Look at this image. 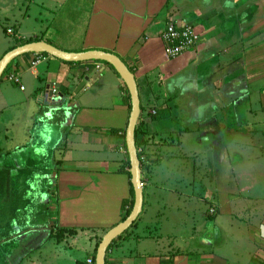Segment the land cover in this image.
Masks as SVG:
<instances>
[{
  "label": "crops",
  "instance_id": "0c3cea01",
  "mask_svg": "<svg viewBox=\"0 0 264 264\" xmlns=\"http://www.w3.org/2000/svg\"><path fill=\"white\" fill-rule=\"evenodd\" d=\"M76 1L62 0L76 7L68 24L43 30L30 29V7L10 11L32 3L0 0V60L18 41L42 39L69 53H113L134 73L144 207L108 264H264V182L249 178L264 181V0ZM172 23L200 37L176 59L162 39ZM15 69L21 83L0 85V264H89L135 202L124 168L130 93L103 62L27 54ZM183 187L189 212L176 202Z\"/></svg>",
  "mask_w": 264,
  "mask_h": 264
},
{
  "label": "water",
  "instance_id": "95a60500",
  "mask_svg": "<svg viewBox=\"0 0 264 264\" xmlns=\"http://www.w3.org/2000/svg\"><path fill=\"white\" fill-rule=\"evenodd\" d=\"M27 54H48L59 60L74 63L98 61L109 64L120 75L130 93L132 110L126 131V145L131 163V177L135 193V202L134 208L129 217L108 231L99 244L95 264H107V254L109 248L115 240H117L133 226L142 213L144 207L142 168L136 143V129L141 115V99L136 77L129 67L121 60V58L113 53L104 51L69 53L60 50L47 42H33L17 47L3 56L0 60V82L2 81L7 68L15 60ZM52 88L53 86L47 87V91L44 93L46 100L53 97Z\"/></svg>",
  "mask_w": 264,
  "mask_h": 264
},
{
  "label": "rangeland",
  "instance_id": "374dc122",
  "mask_svg": "<svg viewBox=\"0 0 264 264\" xmlns=\"http://www.w3.org/2000/svg\"><path fill=\"white\" fill-rule=\"evenodd\" d=\"M44 0H29L28 2H27V0L25 1V0H22V3H24V2H27V3H32V5L30 6V4H27V5H19L18 6V9H17V5L15 6L14 4L13 5H11L10 7H11V9H10V11H15L17 14H19V15H26V12L28 11V9H29V7H30V10H29V12L31 13V15H33L34 17H35V19H36V21L37 22H34L35 20L33 19V20H31L30 21V29H35V27L34 26H39L41 29H43V30H45L47 27H49L50 25L52 26V24H54V25H56V23L57 24H59L60 25V23L61 22H65V23H69L70 21H69V19L71 18V16H72V14H70V13H68L67 11L68 10H75L76 9V7L74 6H69V5H64L63 3H62V0H54V3L53 4H50V5H47V6H43L42 5V2H43ZM58 1H59V3H58ZM2 2V1H1ZM73 2L74 3H76L77 1L76 0H73ZM2 5V4H1ZM64 6H66V8H64ZM195 5H193V7H194ZM6 7H8V6H6ZM15 7V8H14ZM71 7H73V8H71ZM84 8H85V11L87 10V9H92L91 7L92 6H90V5H88V4H86V5H84L83 6ZM184 8L186 9V7L184 6ZM8 10V9H7ZM27 10V11H26ZM78 11H79V9H78ZM61 13L62 14H64V15H61ZM81 18H80V20H83V18L85 17V16H88V15H84V13L82 12L81 13ZM13 25H14V23L13 22H5L4 24H3V27H11V29L13 28ZM7 30V29H6ZM196 30V29H195ZM1 31H2V29H1ZM8 32V31H7ZM197 32V31H196ZM9 33V32H8ZM15 34V33H14ZM6 42H5V41ZM7 40H8V37L7 36H5V34H3L2 33V35H1V39H0V46H2V45H4V44H6L7 43ZM3 80H2V83L1 84H3V83H5V81L7 80V79H5V77L4 78H2ZM0 84V85H1ZM258 108H260V111L261 112H264V100H263V102H262V105L261 106H258ZM250 119H252V118H250ZM258 119H259V123L262 125V124H264V115L262 114L261 116L259 115L258 116ZM238 129V128H237ZM238 131H239V129H238ZM262 131H264V129L262 130ZM235 133V132H234ZM245 134H250L248 131H246V132H244ZM260 133H262V132H260ZM251 134H253V133H251ZM241 135H243V134H241V133H235V136L237 137H241ZM262 135L264 136V132L262 133ZM244 136V135H243ZM23 137V136H22ZM245 137V136H244ZM219 138H220V140L222 139V136L221 135H219ZM93 155L94 156H102V152L100 151V150H98V151H96V150H94V152H93ZM84 157V156H83ZM82 157V158H83ZM244 169H250L249 168V164L248 163H246V164H244ZM243 169V168H242ZM248 173H251V172H248ZM257 172H255V174H256ZM29 174H32V173H29ZM256 175H252V174H249V178L250 179H255V181L256 182H254V187L256 186V185H258V183H260V182H264V181H257V179H256ZM192 181H188L187 183L189 184V183H191ZM168 184H170V183H168ZM221 186V188H222V190H225L226 188H225V186L224 185H220ZM193 187H195V189L196 190H198L199 189V186H198V184H196V186H193ZM253 187V188H254ZM186 189V187H183L182 188V191L183 190H185ZM189 192H190V190L188 189V190H185L184 191V194H183V197H181V196H179V193H178V198H177V200H176V202H179L178 204L180 205V207L183 209H185V210H187L188 212L190 211V209H193V208H195V207H192L191 205H190V199H191V196H190V194H189ZM214 195H215V192H214ZM247 201V200H246ZM215 203V202H214ZM244 205V204H243ZM213 209H216V208H214L213 207ZM246 215V217L247 218H245V222H247L249 225H250V223L251 224H253V223H255V217H254V214H251V213H246L245 214ZM256 215V214H255ZM250 220H249V219ZM256 219H257V222L259 221V218H258V216L256 215ZM226 221V220H225ZM229 221L231 222V219H230V217H229ZM254 221V222H253ZM86 223H87V225H88V227H91L92 226V222H90L88 219H86ZM225 226V225H224ZM242 227H244L245 228V226H243V225H241ZM167 228V227H166ZM184 230V229H183ZM245 229H243V231H244ZM252 230V229H251ZM90 232H92L93 231V229H91V230H89ZM203 231V230H202ZM234 234H236V232H237V230L236 229H233V230H231ZM87 232H85V234H86ZM89 233V232H88ZM101 234H102V231H101ZM88 237H89V234H87V235H85L84 237H80V241H81V246L85 243V242H87L88 241ZM104 237V236H103ZM229 247V246H228ZM232 247V246H231ZM69 253H71L70 251H68ZM73 252H74V249H73ZM63 264H71V262H68V260H65L64 262H63Z\"/></svg>",
  "mask_w": 264,
  "mask_h": 264
},
{
  "label": "built area",
  "instance_id": "2783aa9c",
  "mask_svg": "<svg viewBox=\"0 0 264 264\" xmlns=\"http://www.w3.org/2000/svg\"><path fill=\"white\" fill-rule=\"evenodd\" d=\"M9 33L12 34V31H9ZM162 39L164 42L166 57L168 59H176L185 52L194 49L198 45L200 37L194 27L189 25L178 26L175 23H172L165 29ZM41 59L42 55L38 57L37 61H40ZM36 64H38V62H33V65ZM9 81L14 82L17 85L21 83L19 76H10ZM22 89H24L23 86ZM54 93H56V89H54ZM210 212L213 213L214 209H211ZM89 264H93V260H90Z\"/></svg>",
  "mask_w": 264,
  "mask_h": 264
},
{
  "label": "trees",
  "instance_id": "16d2710c",
  "mask_svg": "<svg viewBox=\"0 0 264 264\" xmlns=\"http://www.w3.org/2000/svg\"><path fill=\"white\" fill-rule=\"evenodd\" d=\"M36 41H37V42H40V41H42V39H39V40L28 39V40H26V41H18V42H17V46H14V47L10 48L9 51H11V50H13V49H15V48H17V47L24 46V45H26V44L33 43V42H36ZM9 51H7V52H9ZM44 55L49 56L48 54H44ZM17 60H18V59H17ZM17 60H15V61H14V62H13L8 68H7V70H6V72H5L4 76H3V78L5 77V79H8V80H9V77L13 74V71L16 70L15 68H16V65H17ZM108 65H109V64H108ZM2 80H3V79H2ZM1 83H2V81L0 82V84H1ZM131 109H132V107H131ZM142 133H143V123H142L141 118H140V121H139L138 126H137V129H136V143H137V147H138L139 158H140V160H141V168H142V170H143V169H144V166H145L144 163L142 162V156H143V154L139 151V148H140V145H141V144H140V134H142ZM125 139H126V135H125ZM125 149H126V161H125V164H124V168H129V169H131V163H130V160H129V154H128V150H127L126 140H125ZM128 175L131 177V173H130V172L128 173ZM133 204H134V203H133ZM133 204H132V207H131L130 211H128L127 214L124 216L123 221H125V220L129 217V215L131 214V212H132V210H133V206H134ZM214 208H216V207H214ZM216 213H217V209H214V212H213V213L210 212V216H215ZM131 228H132V227H131ZM128 231H129V230H128ZM128 231H126L122 236H120L117 240H115V241L113 242V244H112L111 247L109 248V251H108L107 256L109 255L110 251L112 250L114 244H115L116 242L122 240V239L126 236V234H128ZM99 244H100V242L96 245L95 253L93 254V262H94V264H95L96 254H97V250H98ZM107 264H108V260H107Z\"/></svg>",
  "mask_w": 264,
  "mask_h": 264
}]
</instances>
